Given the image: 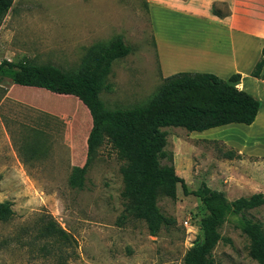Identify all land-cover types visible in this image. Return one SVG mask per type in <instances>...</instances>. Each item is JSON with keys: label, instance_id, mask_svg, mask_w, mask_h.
<instances>
[{"label": "rangeland", "instance_id": "1", "mask_svg": "<svg viewBox=\"0 0 264 264\" xmlns=\"http://www.w3.org/2000/svg\"><path fill=\"white\" fill-rule=\"evenodd\" d=\"M150 25L144 0H12L0 18V62L74 73L120 38L129 52L111 62L98 97L108 110L131 109L151 99L161 83ZM85 122L84 136L89 115L74 97L0 78V202H10L13 211L0 222V264H182L184 252L201 238L205 212L198 201L178 184L174 200L158 195L159 212L174 224L148 236L144 222L127 212L123 162L106 140L86 168L83 187L73 188L71 170L85 159ZM263 124L264 119L249 135L243 125L216 127L209 137L162 128L164 150L183 163L188 190L203 182L228 201L264 197ZM228 149L235 158L222 157ZM173 168L180 176L174 163ZM246 215L264 231V204ZM48 222L69 234L68 244L39 235ZM219 234L229 243L214 247L216 264H256L236 217H228Z\"/></svg>", "mask_w": 264, "mask_h": 264}, {"label": "trees", "instance_id": "2", "mask_svg": "<svg viewBox=\"0 0 264 264\" xmlns=\"http://www.w3.org/2000/svg\"><path fill=\"white\" fill-rule=\"evenodd\" d=\"M12 0H0V18L11 7ZM220 5L224 11L217 8ZM144 6L146 3L144 0ZM211 14L217 18L229 15L225 3H212ZM127 46L117 38L107 48L94 54L77 72L67 73L52 65H32L0 62V78L13 85L43 89L62 96L77 99L86 109L87 123L82 132L85 138V159L81 167H73L70 185L83 187L84 174L96 149L106 140L117 152L123 165L120 168L123 183L122 195L128 200L126 209L136 219L142 220L148 236L154 237L160 228H169L174 220L163 216L157 206L158 195L175 199V186L179 185L184 195L193 196L205 214L200 219L201 238L189 247L182 257V264H216L212 251L222 238L219 229L228 217L237 218V227L248 240V255L256 264H264V231L260 222L246 213L264 204L260 193L228 201L224 193L208 188L201 182L194 190H188L183 179L173 168L171 154L165 152L166 132L162 128H181L187 133L201 132L228 124L250 125L264 103L234 86L239 74L226 80L210 73L179 72L161 78L157 92L145 104L131 109L108 110L98 94L113 60L125 56ZM264 45L259 59L254 64L250 77L262 78ZM84 137V138H83ZM223 158L236 157L228 149ZM13 211L11 203L0 202V222H7ZM53 222L44 224L39 235L56 237L68 244L70 236ZM55 264H64L57 260Z\"/></svg>", "mask_w": 264, "mask_h": 264}, {"label": "crops", "instance_id": "3", "mask_svg": "<svg viewBox=\"0 0 264 264\" xmlns=\"http://www.w3.org/2000/svg\"><path fill=\"white\" fill-rule=\"evenodd\" d=\"M222 2L229 15L217 18L211 14V5ZM145 3L161 78L179 72H198L226 80L230 75L239 74L240 79L234 86L264 103V62L262 78L249 75L264 45V0H145ZM168 27L175 28L176 32L169 34L165 31ZM250 52L253 54L249 58ZM262 113L259 110L250 125H243L241 129H247V135L263 122ZM212 131L189 135L209 137ZM228 144L244 149L243 145L240 148ZM172 156V162L180 170L178 177L185 179L181 160L175 153Z\"/></svg>", "mask_w": 264, "mask_h": 264}, {"label": "built area", "instance_id": "4", "mask_svg": "<svg viewBox=\"0 0 264 264\" xmlns=\"http://www.w3.org/2000/svg\"><path fill=\"white\" fill-rule=\"evenodd\" d=\"M184 224H185V222H184Z\"/></svg>", "mask_w": 264, "mask_h": 264}]
</instances>
